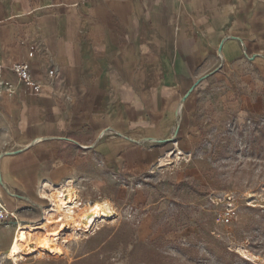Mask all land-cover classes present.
<instances>
[{
    "label": "crops",
    "instance_id": "obj_1",
    "mask_svg": "<svg viewBox=\"0 0 264 264\" xmlns=\"http://www.w3.org/2000/svg\"><path fill=\"white\" fill-rule=\"evenodd\" d=\"M0 51L42 85L10 71L0 90V197L24 222L43 221L54 185L92 200L162 163L194 84H246L230 111L264 116V0H0Z\"/></svg>",
    "mask_w": 264,
    "mask_h": 264
},
{
    "label": "rangeland",
    "instance_id": "obj_2",
    "mask_svg": "<svg viewBox=\"0 0 264 264\" xmlns=\"http://www.w3.org/2000/svg\"><path fill=\"white\" fill-rule=\"evenodd\" d=\"M245 88L191 86L184 98L197 93L196 108L183 120L178 114V129L163 141L162 163L90 188L92 200L70 182L82 205L107 199L116 214L92 232L65 231L63 254L40 249L49 257L25 255L20 264H264V116L242 117L229 109ZM2 212L0 204V232L11 230L0 235V264H14L6 251L18 220ZM143 223L149 224L145 234ZM240 247L258 257L252 260Z\"/></svg>",
    "mask_w": 264,
    "mask_h": 264
},
{
    "label": "bare ground",
    "instance_id": "obj_3",
    "mask_svg": "<svg viewBox=\"0 0 264 264\" xmlns=\"http://www.w3.org/2000/svg\"><path fill=\"white\" fill-rule=\"evenodd\" d=\"M1 158L2 155L0 160ZM43 193L45 194V191ZM48 197L50 205L46 207L48 210H46L43 221L38 223L22 221L16 211L10 210V207L17 209L14 205L9 203L10 207H7L0 201L5 211L14 213L19 218L14 223L16 228L6 251L7 259L14 264H20L21 258L34 254L40 249L54 254H63L64 250L60 242L63 240L65 231L72 228L77 233L92 232L97 223L105 219L104 217L111 218L116 214L112 203L107 199L96 200L94 204L84 203L85 205L77 206V190L71 183L52 186ZM239 249L252 260L258 257L247 248L240 247Z\"/></svg>",
    "mask_w": 264,
    "mask_h": 264
},
{
    "label": "built area",
    "instance_id": "obj_4",
    "mask_svg": "<svg viewBox=\"0 0 264 264\" xmlns=\"http://www.w3.org/2000/svg\"><path fill=\"white\" fill-rule=\"evenodd\" d=\"M13 72L19 80L32 92L37 93L41 90V83L33 77L30 63L27 61L16 62L11 66H5L2 63L1 51H0V90L12 88V83L5 77L7 72ZM82 201L77 197L76 205H82ZM95 202H89L88 204H94ZM48 210V209H47ZM46 213V211H45ZM6 214L7 217L11 216L18 220L17 215L14 213L2 212L1 215ZM44 218V215H43Z\"/></svg>",
    "mask_w": 264,
    "mask_h": 264
}]
</instances>
